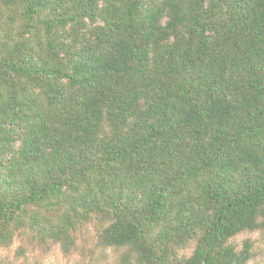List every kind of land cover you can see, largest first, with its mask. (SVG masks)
I'll return each mask as SVG.
<instances>
[{
	"label": "trees",
	"instance_id": "1",
	"mask_svg": "<svg viewBox=\"0 0 264 264\" xmlns=\"http://www.w3.org/2000/svg\"><path fill=\"white\" fill-rule=\"evenodd\" d=\"M82 218L139 264L251 261L264 0H0V246Z\"/></svg>",
	"mask_w": 264,
	"mask_h": 264
},
{
	"label": "rangeland",
	"instance_id": "2",
	"mask_svg": "<svg viewBox=\"0 0 264 264\" xmlns=\"http://www.w3.org/2000/svg\"><path fill=\"white\" fill-rule=\"evenodd\" d=\"M50 216L53 224L60 222V213L51 212ZM94 220L80 219V223L70 229L69 245L55 241L48 231H41V228L21 230V234L19 231L10 246H0V264H124L125 261L139 264L136 255L129 249L101 247L100 227ZM159 232L158 228L153 236L157 237ZM247 241L252 244V259L248 264H264V230L243 233L232 239L230 244L240 251ZM172 249L177 250L178 257H189L193 253L194 245L177 247L173 244ZM129 255H132L130 261L125 260ZM172 259H175V256L171 257Z\"/></svg>",
	"mask_w": 264,
	"mask_h": 264
}]
</instances>
